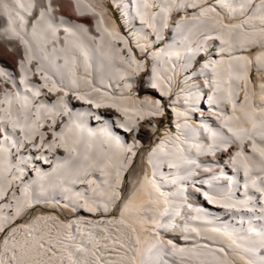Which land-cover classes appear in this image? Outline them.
Segmentation results:
<instances>
[{"label":"bare ground","instance_id":"1","mask_svg":"<svg viewBox=\"0 0 264 264\" xmlns=\"http://www.w3.org/2000/svg\"><path fill=\"white\" fill-rule=\"evenodd\" d=\"M111 1L125 2L0 0V264H264L253 251L264 245V221H254L264 212L255 204L264 197V0H138L143 19L126 7L122 20L136 25L126 30ZM58 14L88 21L94 34ZM170 26L173 40L154 65L179 111L173 136L168 124L156 129L167 106L143 95L163 98L142 64L150 36ZM127 41L139 47L136 59ZM188 41L218 47L194 71L204 77L189 79ZM193 81L207 84L215 112L206 116L223 132L203 144L184 119ZM78 95L129 124L130 142L107 123L87 131L65 103ZM240 142L245 151H219ZM210 147L235 174L209 165ZM42 156L36 168L32 158ZM203 194L217 210L194 202ZM171 228L176 243L159 238Z\"/></svg>","mask_w":264,"mask_h":264}]
</instances>
